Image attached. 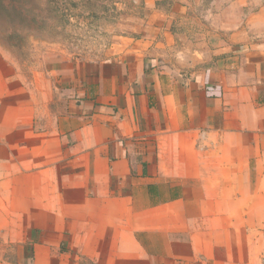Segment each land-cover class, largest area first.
Returning <instances> with one entry per match:
<instances>
[{"label": "crops", "instance_id": "obj_1", "mask_svg": "<svg viewBox=\"0 0 264 264\" xmlns=\"http://www.w3.org/2000/svg\"><path fill=\"white\" fill-rule=\"evenodd\" d=\"M96 58L0 46V264H264V0H119Z\"/></svg>", "mask_w": 264, "mask_h": 264}, {"label": "rangeland", "instance_id": "obj_2", "mask_svg": "<svg viewBox=\"0 0 264 264\" xmlns=\"http://www.w3.org/2000/svg\"><path fill=\"white\" fill-rule=\"evenodd\" d=\"M80 2L77 7L67 9V18L50 20L49 24L55 30L54 35L37 31H23L24 38L13 45L0 33V46L12 55L22 70H28L37 58L51 52L64 50L81 58H96L112 41V38L120 33L128 31L129 18L136 11L128 1L106 0L108 10L99 8L97 0ZM30 1L32 12H41L49 9V5L42 8L43 0L36 4ZM91 13V14H90Z\"/></svg>", "mask_w": 264, "mask_h": 264}, {"label": "trees", "instance_id": "obj_3", "mask_svg": "<svg viewBox=\"0 0 264 264\" xmlns=\"http://www.w3.org/2000/svg\"><path fill=\"white\" fill-rule=\"evenodd\" d=\"M31 0H0V33L9 41L10 45L24 38L23 31H37L54 35L55 30L50 27L49 21L67 18L66 11L70 7H77L83 0H43L42 8L49 5V9L41 12H32ZM36 4L39 0H32ZM99 8L108 10L106 0H97ZM91 2V0H86ZM96 1L94 0L93 3ZM91 14V13H90ZM41 35V34H40Z\"/></svg>", "mask_w": 264, "mask_h": 264}]
</instances>
